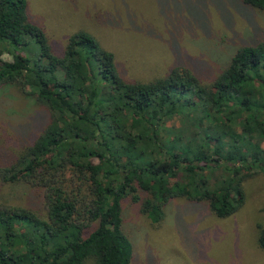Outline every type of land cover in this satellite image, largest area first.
Returning <instances> with one entry per match:
<instances>
[{
    "label": "trees",
    "instance_id": "1",
    "mask_svg": "<svg viewBox=\"0 0 264 264\" xmlns=\"http://www.w3.org/2000/svg\"><path fill=\"white\" fill-rule=\"evenodd\" d=\"M241 2L264 13V0ZM0 86L48 115L30 142L0 152V185L39 200L0 201V264H130L124 201L151 226L175 199L226 219L244 204L243 184L264 174V40L239 47L208 81L179 66L127 79L88 32L57 56L26 0H0Z\"/></svg>",
    "mask_w": 264,
    "mask_h": 264
},
{
    "label": "rangeland",
    "instance_id": "2",
    "mask_svg": "<svg viewBox=\"0 0 264 264\" xmlns=\"http://www.w3.org/2000/svg\"><path fill=\"white\" fill-rule=\"evenodd\" d=\"M26 1L30 20L55 55L62 54L71 35L85 31L114 54L127 79L151 80L179 66L208 81L239 47L264 40V13L241 0ZM35 48L33 43L26 50ZM47 119L34 98L0 86V152L30 142ZM243 191V206L226 219L212 216L203 203L175 199L156 226L124 201L123 227L134 245L130 264H264L256 230L257 224L264 226V174L248 179ZM0 201L39 204L24 186L0 185Z\"/></svg>",
    "mask_w": 264,
    "mask_h": 264
}]
</instances>
